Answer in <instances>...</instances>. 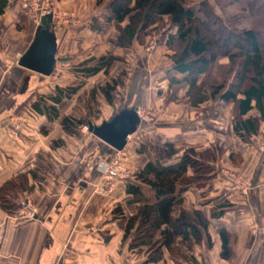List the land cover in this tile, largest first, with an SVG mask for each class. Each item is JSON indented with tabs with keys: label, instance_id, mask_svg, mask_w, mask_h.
<instances>
[{
	"label": "crops",
	"instance_id": "crops-1",
	"mask_svg": "<svg viewBox=\"0 0 264 264\" xmlns=\"http://www.w3.org/2000/svg\"><path fill=\"white\" fill-rule=\"evenodd\" d=\"M7 1V8L0 15V187L34 170L37 160L42 157L50 164L51 175L41 187L35 186L32 192L23 196L38 211L34 220H19L0 207V264H99L105 258L109 264H128L130 255L122 245L123 231L113 215L121 208L125 216H129L126 186L119 184L107 198L94 193V186L101 180L100 165L110 161L116 151L90 133L81 137L66 136L61 122L73 112L78 96L58 106L59 119L54 122L35 113L32 106L52 95L57 86L73 84L75 65L84 60L85 55L119 58L122 61L115 63L113 69L118 67L125 72L122 85L114 93L113 105L98 100V113L91 119L96 127L112 122L123 113L159 108L160 98L166 93L154 90L155 82H165L169 86V75L181 76L172 71L168 52L161 51V57L144 53L139 44L132 49L113 45L112 41L119 33L113 25L106 23V5L97 7V0H54L59 9L75 14L77 26L51 24L50 32L56 40V66L52 76L44 77L25 70L19 66V61L31 47L41 25L25 13L22 0ZM207 1L215 5V0ZM93 26H100L99 31H93ZM75 57L76 64L63 62ZM103 79L102 75L89 79L80 94L110 82ZM184 96L185 92L178 96L180 101L186 100ZM172 107L175 110L178 106L172 104ZM165 108L160 118L168 114L169 106ZM195 111L201 119L192 117ZM231 111V107L223 103L208 102L192 109L180 122L173 118L168 126L159 125L160 120L151 125L141 121L125 149H130L132 140L134 153L129 151L137 173L147 162L136 149L153 139L171 142L178 153L189 148L203 151L215 144L224 146L227 165L212 164L215 179L211 181V187L215 193L227 191L225 199L233 208L221 219L210 220L214 249L210 252L205 246L208 258L197 259L203 260L204 264H226L220 258L222 243L218 234L219 230L226 229L236 239L233 264H264V234L255 237L250 226L264 220V151L261 149L264 147V125L251 144L245 145L233 132ZM13 117H23L28 122L18 142L6 135ZM60 140L65 146L53 149V142ZM232 155L244 159L241 169H232ZM180 157L178 155L175 161ZM221 166L235 175L224 177L219 169ZM238 176L251 178L255 189L246 194L237 191L235 179ZM30 184H34L32 179ZM202 193L193 188L185 195L186 201L198 207L202 204ZM201 208L209 218L214 205ZM160 264L173 263L166 255Z\"/></svg>",
	"mask_w": 264,
	"mask_h": 264
},
{
	"label": "trees",
	"instance_id": "trees-1",
	"mask_svg": "<svg viewBox=\"0 0 264 264\" xmlns=\"http://www.w3.org/2000/svg\"><path fill=\"white\" fill-rule=\"evenodd\" d=\"M8 4L7 0H0V15ZM103 4L106 23L119 33L112 41L116 47L145 46L149 36L160 34L173 63L172 71L181 76L168 77L170 87L175 89L173 101L179 99L176 89H185L184 99L193 108L208 102L232 106L236 137L248 144L260 134L264 124V0H215V5L207 0L97 1V7ZM234 4H240L249 13V27L240 26V17L226 16ZM99 28L92 29L99 31ZM74 59L63 62L73 64ZM121 61L111 55L85 58L75 65L73 84L57 86L52 95L43 97L32 109L54 122L59 119L58 106L78 96L73 112L62 120L61 127L66 136L81 137L80 129L92 124L91 119L98 113V100L113 105L121 78L103 87L97 85L89 93L80 94L81 91L89 79L100 74L108 76L115 63ZM126 114L129 113L120 116ZM64 146L60 140L53 142L52 148ZM137 153L146 156L148 162L125 184L129 196L127 208L132 214L126 217L121 208L113 212L123 231L122 245L126 252L143 259L141 264H160L166 255L173 264H204L194 250L204 244L208 250L214 247L210 220L221 219L232 205L225 202L216 206L208 218L201 207L188 206L185 195L193 188H206L214 176L212 163L223 155V148L215 145L203 152L190 148L175 161L179 153L174 144L158 138L140 146ZM50 170V164L42 157L34 170L4 183L0 187L1 209L17 216L23 196L35 186L41 187ZM218 234L222 243L220 258L232 262L235 236L226 229Z\"/></svg>",
	"mask_w": 264,
	"mask_h": 264
},
{
	"label": "rangeland",
	"instance_id": "rangeland-1",
	"mask_svg": "<svg viewBox=\"0 0 264 264\" xmlns=\"http://www.w3.org/2000/svg\"><path fill=\"white\" fill-rule=\"evenodd\" d=\"M98 1V0H97ZM53 3L55 4V9L56 10H58V12H65V13H70L71 15H73V16H75V14L74 13H71V12H66V11H62L61 9H59L58 8V6H57V4H56V2L53 0ZM103 5H106V4H103ZM102 6V5H101ZM101 6H99V7H101ZM219 12V11H218ZM226 16L228 17V18H231V17H235V18H237V17H240V19H239V21L241 22V24H240V26L241 27H249L251 24V19H250V17H249V13L248 12H246V10L245 9H243V7L240 5V4H234L232 7H230L228 10H227V12H226ZM75 18V24H67V26H77V18H76V16L74 17ZM62 25H65V24H62ZM66 26V25H65ZM151 45H154L155 46V50L154 51H149V48L150 47H152ZM141 46V45H140ZM143 47V50H144V53H147V54H153V53H155V55L156 54H158L159 56H161L162 57V55H161V51L162 52H167L166 51V49H165V47H164V42L162 41V39H161V36H160V34L158 33H153L151 36H149L147 39H146V43H145V46H142ZM132 49V48H131ZM163 54V53H162ZM145 55V54H144ZM170 56V55H169ZM85 58H87V57H89V56H87V55H85L84 56ZM83 57V58H84ZM170 62H172L170 59H168ZM222 64H227L228 62L227 61H222L221 62ZM75 64H76V62H75ZM121 68V67H120ZM112 69H113V67H112ZM110 70V72H109V75L108 76H106V75H104V74H100V75H98V76H100L101 77V75H102V79L103 80H110V81H112V80H117V79H119V77L121 78V80L124 78V75H122V74H125V72L123 73L121 70L122 69H118V67H116L115 69H113V70ZM155 72H157V70H155ZM97 76V77H98ZM115 76H117V78L116 79H112L111 80V78L112 77H115ZM106 77V78H105ZM96 78V77H95ZM156 81H157V79H156ZM122 82V81H121ZM109 83V82H108ZM168 83V82H167ZM97 86V85H96ZM121 86V85H120ZM119 86V87H120ZM87 87V86H86ZM85 87V88H86ZM118 87V88H119ZM154 87V86H153ZM84 88V89H85ZM171 89V90H170ZM154 90H161V91H164V93H166L165 94V96L164 97H162V98H160L161 99V101H162V103H161V105L159 106V108L157 107H150V109L148 108V109H146V108H144L143 109V112L145 113V117H147V118H149L150 120V122H147V123H145V124H147V125H151L152 124V122L154 123L155 122V124H157L158 122H159V120H160V123H158L159 125H163V126H168L170 123H169V121H173L174 119L173 118H175L177 121H179L180 122V120H183V118H185V116L187 115V114H189V113H191V110L192 109H194L192 106H190L189 105V103H188V101L187 100H183V101H180V99H178V101H173L172 100V92H173V90H175V89H172L171 87H170V85L168 86H166L165 85V82H162V83H158V82H155V88H154ZM176 90H178V95H180V94H184V92H186L185 91V89H176ZM83 91V90H82ZM86 91H84L83 93H85ZM155 93H156V91H155ZM172 104H175V105H177L178 107H176L177 109H175L174 110V107H172ZM167 106H169V112H168V114L166 113V115L164 116V117H162V115H161V118H160V114H161V112L162 111H164L163 109H166L165 107H167ZM227 107H231V110H232V106H227ZM97 108H98V104H97ZM165 112V111H164ZM194 115H192V117H194L195 119H199L200 118V115L198 114V112H194L193 113ZM254 114V113H253ZM96 115V114H95ZM95 115L93 116V117H95ZM199 117V118H198ZM231 117H232V119H233V114H232V111H231ZM201 119V118H200ZM163 120V121H162ZM13 121H14V123L17 125V126H19L20 128H22V131H21V133H20V136H19V139H18V141H20V139H21V136H22V134L24 133V131H25V129L27 128V126H28V122H27V120L25 119V118H23V117H13ZM264 124H262L261 125V128H262V126H263ZM232 126H233V123H232ZM9 127V126H8ZM261 128H260V130H261ZM80 134H81V136H83V135H87V134H89V133H83V127L80 129ZM7 135V134H6ZM153 140H155V139H153ZM153 140H151V141H153ZM17 141V142H18ZM147 141V140H146ZM150 141V142H151ZM253 140H251V142H252ZM131 143V146H130V149H128V151H127V153H128V160H127V168H129L131 171H133L134 173H135V169H134V166H133V160H132V157H131V155H130V151L132 150L133 151V153H134V149L135 148H133V144H132V140L130 141ZM150 142H148V143H145V145H148ZM251 142L250 143H248V144H251ZM247 144V145H248ZM215 145H218V146H220L219 144H215ZM215 145H213L212 147H214ZM246 145V144H245ZM221 148H223L224 146H220ZM139 148H140V146H139ZM138 148V149H139ZM138 149H136V151L138 150ZM190 149V148H189ZM263 151H264V147L263 148H261ZM130 150V151H129ZM187 150V149H186ZM208 150V149H207ZM131 151V152H132ZM198 152H203V151H206V150H203V151H199V150H197ZM184 152V151H183ZM183 152L181 153H179V155H182L183 154ZM226 150L223 148V155H221V157L220 158H218L216 161H214L212 164H215V163H218V164H222V166H226L227 165V163L224 161V159H225V157H224V155H226ZM145 158H146V162H148V158L146 157V156H144ZM113 158V157H112ZM230 160H231V162L233 163V165L234 166H232V169H235V170H239V169H241L242 168V166H243V163H244V159L242 158V157H239V156H233V157H231L230 156ZM230 164V163H229ZM220 167L219 169L221 170L220 172H222V175L224 176V177H229V176H234L235 174L234 173H232L231 171H228V170H226L224 167ZM224 168V169H223ZM51 171V170H50ZM50 171L47 173V177H49V175H51V173H50ZM219 172V173H220ZM225 172V173H224ZM236 172V171H235ZM224 173V174H223ZM214 176H215V173H214ZM213 176V178L208 182V184L206 185V188L205 189H203V190H200V191H202L203 193L201 194V200H202V204H200L198 207L197 206H195V205H190L188 202H187V205L188 206H194V207H196V208H200V207H204V205H211V204H213L214 205V208L216 207V206H218V205H220V204H223V203H225V202H228L226 199H225V195H226V193L228 194V192L227 191H224V192H222V194H219V193H215V191L213 190V187H211V181L213 180V179H215V177ZM100 182V181H99ZM99 182H97V184H99ZM248 182H250V184L248 183ZM96 184V185H97ZM248 185H250V186H248ZM235 189L237 190V191H240L241 193H244V194H246V193H250V192H252L254 189H255V184H254V182H253V180L251 179V178H248V177H245V176H238L236 179H235ZM226 192V193H225ZM94 193H95V189H94ZM95 195H97L96 193H95ZM97 196H99V195H97ZM101 197V196H100ZM229 203V202H228ZM202 205V206H201ZM189 208V207H188ZM232 208H233V206H232ZM231 208V209H232ZM230 209V210H231ZM230 210H228V211H230ZM227 211V212H228ZM226 212V213H227ZM225 213V214H226ZM131 211L129 210V216H131ZM128 216V217H129ZM16 217H19L18 215L16 216ZM224 217V216H223ZM19 220H22L21 218H18ZM252 225V226H251ZM250 226L252 227V232H253V226H256V228H257V230L259 231V234L257 233V234H254V236L255 237H260V236H262L261 234H264V220H262V222L259 224V223H252V224H250ZM205 246H207L206 244H204V246H202V247H196L195 248V250H194V252H196V257L197 258H208L207 256H206V252L204 251V247ZM208 249V248H207ZM213 249H214V247L211 249V250H208V251H210V252H212L213 251ZM234 249H235V246H234ZM206 250V249H205ZM142 260L143 259H141V258H138V257H136V256H134V255H130L129 256V263L128 264H141V262H142ZM204 263V261L203 260H201L200 261V263ZM111 264H113V262L111 263ZM226 264H233L232 262H226Z\"/></svg>",
	"mask_w": 264,
	"mask_h": 264
},
{
	"label": "built area",
	"instance_id": "built-area-1",
	"mask_svg": "<svg viewBox=\"0 0 264 264\" xmlns=\"http://www.w3.org/2000/svg\"><path fill=\"white\" fill-rule=\"evenodd\" d=\"M22 7L25 13L40 25L42 19L45 17L50 18L52 23L65 25L75 24V16L70 13L58 12V10L55 9L53 0H22ZM151 46L149 51H154L155 46ZM137 115L141 121L150 122V119L144 116L145 113L143 110L138 109ZM21 131L22 128L17 126L12 119L9 127L6 129V134L10 140L18 141ZM83 133H89L88 127H83ZM128 157V153L125 149L122 152H116L115 156L110 161L100 165L101 180L99 184L94 186L97 195L107 198L116 191L119 184H126L134 177L136 173L126 166ZM248 183L250 184V182ZM21 208V211L18 213V218L22 220H34L38 215L37 209L34 208L29 200H23L21 202ZM253 233L259 234L256 226H253ZM99 264H109V261L105 258Z\"/></svg>",
	"mask_w": 264,
	"mask_h": 264
},
{
	"label": "water",
	"instance_id": "water-1",
	"mask_svg": "<svg viewBox=\"0 0 264 264\" xmlns=\"http://www.w3.org/2000/svg\"><path fill=\"white\" fill-rule=\"evenodd\" d=\"M52 21L50 18H43L41 27L34 42L27 53L20 59L19 66L25 70L42 75L52 76L55 66L56 40L50 32ZM159 95H162L161 93ZM137 111V110H136ZM141 123L137 112L118 116L110 123L100 127L93 124L88 126L89 133L99 139L116 152H122L128 145V140L136 133Z\"/></svg>",
	"mask_w": 264,
	"mask_h": 264
}]
</instances>
